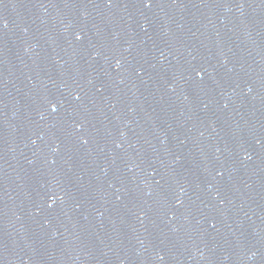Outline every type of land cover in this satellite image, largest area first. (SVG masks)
Segmentation results:
<instances>
[{"label": "water", "instance_id": "95a60500", "mask_svg": "<svg viewBox=\"0 0 264 264\" xmlns=\"http://www.w3.org/2000/svg\"><path fill=\"white\" fill-rule=\"evenodd\" d=\"M0 264H264V0H0Z\"/></svg>", "mask_w": 264, "mask_h": 264}]
</instances>
